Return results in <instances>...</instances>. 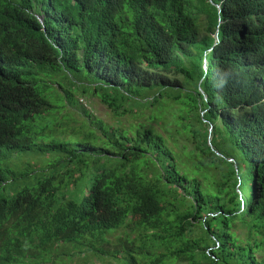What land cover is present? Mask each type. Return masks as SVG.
<instances>
[{"label":"trees","instance_id":"trees-1","mask_svg":"<svg viewBox=\"0 0 264 264\" xmlns=\"http://www.w3.org/2000/svg\"><path fill=\"white\" fill-rule=\"evenodd\" d=\"M84 94L116 124L70 126ZM167 101L179 152L122 121ZM33 150L18 191L0 167V264H264V0H0V154Z\"/></svg>","mask_w":264,"mask_h":264},{"label":"rangeland","instance_id":"rangeland-1","mask_svg":"<svg viewBox=\"0 0 264 264\" xmlns=\"http://www.w3.org/2000/svg\"><path fill=\"white\" fill-rule=\"evenodd\" d=\"M80 107L86 109L91 117L87 118L82 109H77L72 112V116L76 119V123L69 122V125L75 127L76 131H79L80 127L82 131L87 130V122L92 118L95 120H101L106 124H116L115 117L99 102L95 97L90 94H84L78 97ZM180 106L172 101H167L161 108L156 107L153 110H145L143 118L135 120L132 117L122 118L124 124H136L139 121L147 122L149 126L154 127L165 138L169 135H174L177 144L168 141V146L172 148V151L179 152L178 147L186 145V141L183 134L177 135L179 127L175 125V121L178 119ZM154 116L156 120H148L147 117ZM180 132V131H179ZM58 157L57 153H41L38 151H27L17 153H7L5 158L0 154V167L8 168L10 171L16 174L15 185L13 192L18 191L21 187L27 185L34 177H42L48 174L51 170H54L53 165ZM61 164L57 165L59 167ZM191 167V164L187 165ZM200 173V172H198ZM197 173V175H198ZM196 175V176H197ZM205 182V181H204ZM12 193V191L10 192ZM126 232L124 228L118 230L115 235H122ZM51 261L46 264H114V258L105 257L92 252H85L83 254H54ZM45 264V263H43Z\"/></svg>","mask_w":264,"mask_h":264},{"label":"water","instance_id":"water-1","mask_svg":"<svg viewBox=\"0 0 264 264\" xmlns=\"http://www.w3.org/2000/svg\"><path fill=\"white\" fill-rule=\"evenodd\" d=\"M39 21H41V19H39ZM231 161V160H230Z\"/></svg>","mask_w":264,"mask_h":264},{"label":"bare ground","instance_id":"bare-ground-1","mask_svg":"<svg viewBox=\"0 0 264 264\" xmlns=\"http://www.w3.org/2000/svg\"><path fill=\"white\" fill-rule=\"evenodd\" d=\"M210 128V127H209Z\"/></svg>","mask_w":264,"mask_h":264}]
</instances>
